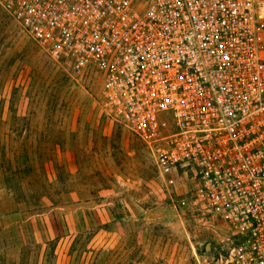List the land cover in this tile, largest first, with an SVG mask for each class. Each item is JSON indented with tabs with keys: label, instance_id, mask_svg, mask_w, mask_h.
Segmentation results:
<instances>
[{
	"label": "built area",
	"instance_id": "2783aa9c",
	"mask_svg": "<svg viewBox=\"0 0 264 264\" xmlns=\"http://www.w3.org/2000/svg\"><path fill=\"white\" fill-rule=\"evenodd\" d=\"M160 174L189 167L192 204L239 238L197 264H264V0H0ZM171 181V180H169Z\"/></svg>",
	"mask_w": 264,
	"mask_h": 264
},
{
	"label": "rangeland",
	"instance_id": "374dc122",
	"mask_svg": "<svg viewBox=\"0 0 264 264\" xmlns=\"http://www.w3.org/2000/svg\"><path fill=\"white\" fill-rule=\"evenodd\" d=\"M0 7V264H197L239 242ZM171 180V181H169Z\"/></svg>",
	"mask_w": 264,
	"mask_h": 264
}]
</instances>
